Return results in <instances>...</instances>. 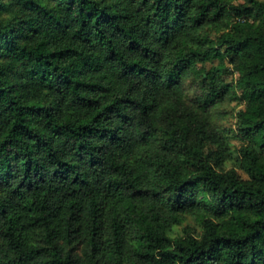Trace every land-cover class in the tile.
<instances>
[{"label": "trees", "instance_id": "16d2710c", "mask_svg": "<svg viewBox=\"0 0 264 264\" xmlns=\"http://www.w3.org/2000/svg\"><path fill=\"white\" fill-rule=\"evenodd\" d=\"M0 264H264V0H0Z\"/></svg>", "mask_w": 264, "mask_h": 264}, {"label": "rangeland", "instance_id": "374dc122", "mask_svg": "<svg viewBox=\"0 0 264 264\" xmlns=\"http://www.w3.org/2000/svg\"><path fill=\"white\" fill-rule=\"evenodd\" d=\"M240 108L237 101H228L220 109H218L214 122L221 128H236V112ZM236 146L240 145V140H233ZM177 233H182V229L178 228Z\"/></svg>", "mask_w": 264, "mask_h": 264}]
</instances>
